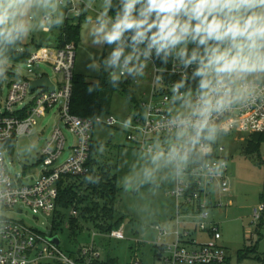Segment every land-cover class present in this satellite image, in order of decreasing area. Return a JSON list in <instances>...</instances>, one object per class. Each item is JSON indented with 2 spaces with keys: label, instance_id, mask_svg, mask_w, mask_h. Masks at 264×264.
Returning <instances> with one entry per match:
<instances>
[{
  "label": "built area",
  "instance_id": "2783aa9c",
  "mask_svg": "<svg viewBox=\"0 0 264 264\" xmlns=\"http://www.w3.org/2000/svg\"><path fill=\"white\" fill-rule=\"evenodd\" d=\"M61 2L65 3L67 10L73 11L70 0ZM117 18L115 14L110 15L112 24ZM40 23L43 30L48 31L44 15ZM133 35L135 31L127 30L120 40L112 42L109 59L118 47L135 51L144 62L129 61L127 67L137 69L129 73L125 70V56L122 52L116 63L118 79L127 80L131 88L138 83V73L144 71L145 63L149 65L147 76L150 82L147 92L143 91L140 96H135V100L131 102L130 118L121 125L125 127L126 139L133 146L148 152L169 153L173 147L180 148L176 139L177 127L172 121L179 114H186L188 111L182 106L181 100L173 101L171 88L181 79H185L184 87L179 89V93L191 90V99L195 102L199 78L193 79L192 74L197 63L184 67L178 56L181 47L179 45L173 50H168L167 55L165 51L157 55L155 47L148 50V40L135 43L132 40ZM187 50L191 55L192 50L188 43ZM29 52L27 64L48 63L58 78L53 79L43 73L33 78L25 76L12 81L7 87L5 100L0 104V264H42L51 260L62 264H88L91 260L101 257L94 240L90 245L79 248V255L76 258L83 260L78 262L72 256L62 253L59 248L60 242L56 245L50 239L55 235L52 231V217L56 208L58 181L64 176H83L89 172L87 162L90 156L92 131L96 124L116 127L120 126V122L109 113L81 117L71 112L72 77L76 55L73 43H66L62 47L49 43L29 49ZM113 72L114 69L109 72L111 77ZM37 77H48L53 85L52 89L38 87L30 90V80ZM247 82L254 88L252 96L234 103L221 113H213L211 123L218 128L217 135L230 130L250 134L264 132V75L248 78ZM243 83L238 82L237 87H242ZM53 109L57 124L40 147L36 163L23 164L20 176L11 174L8 169L11 162H6L5 153L9 152L11 155L15 140L31 134L38 119ZM59 124L69 129L74 137L68 146V155L63 158L67 139ZM190 146L201 157L210 155L212 157L192 162L187 159L184 164H177L175 187L168 192L176 200L173 215L176 229L172 232L174 238L171 243L156 244L154 260L157 264H223L227 259L225 247L219 242L221 234L218 223L210 220L211 207L220 205L219 200L211 199L212 186L217 187L219 193L229 191L224 147L218 144L216 138L212 141L201 139L198 144H186L185 148H181L186 151L187 156L190 154ZM37 163L40 168L38 174L34 176L31 171ZM23 208L51 216L49 232L45 233L29 225L22 218L7 213L13 210L20 214ZM75 214L76 211L73 209L69 215ZM262 214L264 203L260 202L252 208L251 216L253 220L259 221ZM189 225H192L193 230L187 228ZM194 230L207 232L208 240L198 241L192 238ZM98 234L101 233H94V236ZM161 234L165 235L166 232L162 230ZM105 235L115 239L124 238L121 226ZM131 264L141 263L139 259L134 258Z\"/></svg>",
  "mask_w": 264,
  "mask_h": 264
},
{
  "label": "rangeland",
  "instance_id": "374dc122",
  "mask_svg": "<svg viewBox=\"0 0 264 264\" xmlns=\"http://www.w3.org/2000/svg\"><path fill=\"white\" fill-rule=\"evenodd\" d=\"M73 11L67 10L65 3H60L58 11L64 19L77 20L80 17V27L76 42V55L74 72L87 75L91 80L102 71L111 72L116 64L108 63L112 43L101 38L102 34H95L93 28L98 26V17L105 10L104 0H70ZM137 10L140 5H137ZM69 8V7H68ZM107 4L109 27L112 25ZM136 13V12H135ZM44 14L39 13L35 19H30L32 31L23 39L30 44V49L36 45L55 43V35L59 25L48 26L43 30L40 21ZM138 15V14H137ZM63 19V20H64ZM48 24V23H47ZM133 51L125 48L123 54L126 58ZM138 56V55H136ZM134 56L133 63H142L144 60ZM144 64V71L138 73V83L132 85L134 96L138 97L143 91L147 92L150 79L147 76L149 65ZM3 68V77H0V104L5 100L7 87L12 81L23 77L33 78L35 75L46 74L57 79L48 63H13L4 60L0 64ZM110 75V74H109ZM118 76V75H117ZM258 77V76H257ZM249 77V79L257 78ZM54 109L38 119L37 125L29 135L20 136L15 140L11 155L6 152V162H11L8 169L11 174L20 176L23 164L31 165L37 161V153L57 124ZM109 114L114 116L120 126L110 127L96 124L92 131V152L94 159L93 169H107L116 179L117 199L114 204V218L122 217L123 239L109 238L98 232L88 222L80 221L78 230L74 232L67 227V220L53 234L60 240L59 248L62 253L70 255L79 248L88 246L92 240L101 253V259L114 258L117 264H131L134 258L141 264H157L154 260L155 246L158 243H171L176 229L172 215L175 214L176 200L168 192L175 187L177 179L176 162L166 163L153 161L157 152H148L133 146L126 139L125 127L121 123L129 120L131 102L116 92L112 96ZM64 132L67 143L62 158L69 153L68 146L73 141L72 132L59 124ZM250 133L237 130L224 131L216 135L219 145L224 147L223 154L227 159V174L229 191L218 193L213 188L214 200L220 205L211 207V218L218 223L221 234L220 244L226 250V262L223 264H264V216L257 221L251 216L252 208L261 202L264 194V142L260 143L256 152L245 150ZM170 146V144H168ZM180 148L186 144L178 142ZM167 157L168 153H164ZM180 165L184 162L179 163ZM40 165L33 166L31 173L38 174ZM84 187L82 186L81 189ZM73 209H69L68 214ZM75 210V209H74ZM9 215L22 218L26 223L48 233V224L51 216L44 215L31 209L23 208V212H7ZM76 215V214H75ZM183 225V223H181ZM166 232L165 235L161 231ZM199 241L208 240L201 233L194 234ZM160 237V240H159ZM246 252L247 256L239 258L238 253Z\"/></svg>",
  "mask_w": 264,
  "mask_h": 264
},
{
  "label": "clouds",
  "instance_id": "9594fccd",
  "mask_svg": "<svg viewBox=\"0 0 264 264\" xmlns=\"http://www.w3.org/2000/svg\"><path fill=\"white\" fill-rule=\"evenodd\" d=\"M108 2L104 0L105 10L98 17V26L93 28L95 34H102L103 40L118 41L124 32L134 29L132 40H148V50L155 47L157 55L161 51L167 55L168 50L179 45L178 56L184 67L197 63L192 74L193 79L199 77L195 102L191 90L179 93L185 79L171 88L173 101L181 100L188 110L172 123L177 127L178 142L195 145L201 139L214 140L218 128L211 123L213 113H221L252 96L254 88L249 86L248 78L264 75V0H124L122 14L117 13V21L110 27L105 19ZM60 3L61 0H0V64L7 46L30 34L29 20L39 13L44 14L49 27L63 23L64 17L58 11ZM137 11L138 15H134ZM189 41L197 45L191 55L187 50ZM122 52L123 48L118 47L108 63L115 65ZM134 56L135 51L124 60L129 73L137 71L127 67ZM111 78L116 80L118 76L113 73ZM238 82H244L243 86L237 87ZM162 159L179 164L186 162L187 154L173 147L167 157L163 152L153 157L154 163Z\"/></svg>",
  "mask_w": 264,
  "mask_h": 264
},
{
  "label": "trees",
  "instance_id": "16d2710c",
  "mask_svg": "<svg viewBox=\"0 0 264 264\" xmlns=\"http://www.w3.org/2000/svg\"><path fill=\"white\" fill-rule=\"evenodd\" d=\"M124 0H109L108 13L111 15L122 14ZM138 11L134 13L137 15ZM155 18V13L152 14ZM80 17L77 20L64 19L63 23L57 28L55 43L50 42L56 47H62L66 43H73L76 48L78 39ZM133 30L134 29H129ZM156 29H152L155 31ZM149 36L151 33L148 34ZM49 44V43H48ZM191 50L196 48L195 42H188ZM43 45H36L38 48ZM202 47V46H201ZM30 44L24 40L17 42L15 45L7 46L4 53L3 61L8 60L13 63H26L30 55ZM3 77V76H2ZM199 78V77H198ZM191 89H193L191 87ZM123 94L130 102L135 100V96L127 80H113L108 72L102 71L98 76L91 80L87 75L75 73L72 77V95L70 110L72 113L81 117H95L98 115L108 114L110 103L114 93ZM247 140L245 150L256 152L260 143L264 142V132L251 133ZM12 146V142H10ZM90 156L87 162L89 172L83 176H64L58 181V195L56 199V208L52 217V231L61 228L67 220V227L72 230H78L80 221L88 222L94 226L98 233H108L114 228L122 225V217L114 218V204L117 199L116 179L110 175L109 170L102 167L94 170V159ZM189 156L187 159L192 161L206 160L210 156L201 157L192 146L189 147ZM84 187L81 189V187ZM264 203V194L260 197ZM75 209L76 215H67L69 209ZM264 216V214H262ZM262 216L260 220L262 219ZM157 247L155 246V252ZM79 250L71 253L69 256L75 258L78 262L83 259H77ZM155 256V253H154ZM247 256L245 250L238 253V257ZM42 264H62L56 260L44 261ZM88 264H117L116 260L111 257L106 259H93Z\"/></svg>",
  "mask_w": 264,
  "mask_h": 264
},
{
  "label": "water",
  "instance_id": "95a60500",
  "mask_svg": "<svg viewBox=\"0 0 264 264\" xmlns=\"http://www.w3.org/2000/svg\"><path fill=\"white\" fill-rule=\"evenodd\" d=\"M38 87H44V88L48 87V88L52 89L53 85L50 82V80L48 79V77H37V78L31 79L30 83H29L30 90H32L34 88H38ZM50 239L56 245H58L60 242L58 236H56V235L52 236Z\"/></svg>",
  "mask_w": 264,
  "mask_h": 264
},
{
  "label": "crops",
  "instance_id": "0c3cea01",
  "mask_svg": "<svg viewBox=\"0 0 264 264\" xmlns=\"http://www.w3.org/2000/svg\"><path fill=\"white\" fill-rule=\"evenodd\" d=\"M49 43H50V42H49ZM212 193H213V192H212ZM218 193H219V191H218ZM211 199L214 201V193L212 194ZM210 215H211V210H210ZM171 217H173V215H172ZM210 220H211V221H214V220L211 218V216H210ZM187 228L190 229V230H193L192 225H189ZM193 232H194V234H196V233H201V234L205 235V237L208 239V233H207V232H199V231H197V230H194ZM192 238H194L193 233H192ZM194 239H196V238H194ZM196 240H197V239H196ZM198 241H199V240H198Z\"/></svg>",
  "mask_w": 264,
  "mask_h": 264
}]
</instances>
